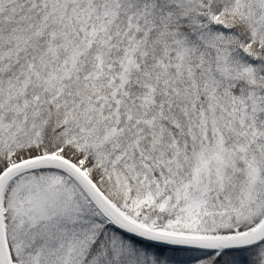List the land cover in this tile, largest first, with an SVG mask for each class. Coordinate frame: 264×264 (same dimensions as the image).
Wrapping results in <instances>:
<instances>
[{
    "label": "snow or ice",
    "instance_id": "snow-or-ice-1",
    "mask_svg": "<svg viewBox=\"0 0 264 264\" xmlns=\"http://www.w3.org/2000/svg\"><path fill=\"white\" fill-rule=\"evenodd\" d=\"M0 264H264V0H0Z\"/></svg>",
    "mask_w": 264,
    "mask_h": 264
}]
</instances>
